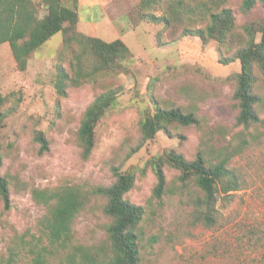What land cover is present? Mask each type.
I'll return each instance as SVG.
<instances>
[{
  "label": "rangeland",
  "instance_id": "1",
  "mask_svg": "<svg viewBox=\"0 0 264 264\" xmlns=\"http://www.w3.org/2000/svg\"><path fill=\"white\" fill-rule=\"evenodd\" d=\"M64 1L79 9L81 32L106 41L122 39L130 56L121 59L117 72L67 87L61 95L57 65L70 69L80 50L77 43L66 47L63 34H55L29 56L26 70L17 66L10 44H0L2 173L11 181L10 208L0 197V264H33L36 253L49 245L40 223L47 208L35 201L33 188L84 182L109 185L116 180L115 166L135 173V185L125 198L145 207L140 264H264V127L260 138L231 161L240 187L218 194L213 225L200 217L206 211L196 204L202 190L194 182L182 183L181 171L167 162L166 190L161 198L154 195L158 178L152 159L166 158L170 150L192 159L201 147L202 131L171 125L131 155L141 138L139 122L147 110H154V98L167 107L194 109L215 131L223 127L225 134L216 136L218 146L237 144L243 126L237 125L233 106L236 80L228 76L241 70L240 62L220 63L216 42L204 43L199 37L160 46L157 36L163 25L141 16V0ZM243 1L225 0L223 5L234 10L239 30L264 17V0H257L250 11L243 8ZM165 6V1L152 4L145 12L161 15ZM110 88L120 91L117 103L100 120L96 146L85 159L78 140L81 119L95 97ZM39 131L48 140V150L42 151L36 138ZM108 222L100 204L93 201L74 221L75 242L104 244Z\"/></svg>",
  "mask_w": 264,
  "mask_h": 264
},
{
  "label": "trees",
  "instance_id": "2",
  "mask_svg": "<svg viewBox=\"0 0 264 264\" xmlns=\"http://www.w3.org/2000/svg\"><path fill=\"white\" fill-rule=\"evenodd\" d=\"M166 2L161 15L145 12L149 5ZM257 0H244L243 8L252 10ZM225 0H141L138 9L142 17L163 25L157 40L160 46L182 37H199L204 43L215 41L219 61L224 65L240 62L241 70L235 77L233 106L237 125L243 126L239 142L216 143L223 127L215 131L207 126L206 118L194 109L182 106L167 107L166 102L153 99L154 110H147L139 125L141 138L131 155L150 141H155L160 130L181 124L202 131V144L192 159L183 153L170 150L166 158H153L152 163L158 182L154 195L161 198L167 186L164 163L181 171L182 183L194 182L203 192L196 204L200 217L207 225L216 223L218 194L239 189V177L231 161L246 146L260 138L264 127V17L257 18L239 30L232 8L223 7ZM44 10L41 14L40 11ZM207 22L205 26L203 23ZM80 12L64 0H0V44L8 42L17 66L28 67L29 56L39 51L57 33L63 34L66 47L77 43L80 50L71 59L70 69L58 63L56 87L61 95L67 87L81 86L94 81L102 73H115L121 59L130 56L122 39L106 41L79 30ZM120 91L110 88L98 94L86 108L78 130V140L85 159H89L97 142V126L107 110L114 107ZM36 138L42 151L48 150V140L42 131ZM220 140V139H219ZM218 140V141H219ZM4 149L0 134V197L5 208H10L9 177L2 173ZM114 183L93 185L88 182L55 188H33L32 196L47 212L40 220L49 239V245L36 253L33 264H140V229L145 207L132 203L125 195L136 181L131 170L115 166ZM93 201L99 203L108 216L107 241L99 246L75 242L74 221ZM64 254L62 257L61 255ZM56 261V262H54ZM59 261V262H58Z\"/></svg>",
  "mask_w": 264,
  "mask_h": 264
}]
</instances>
